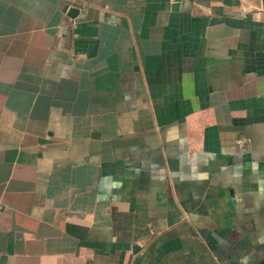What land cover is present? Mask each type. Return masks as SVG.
Here are the masks:
<instances>
[{
    "label": "crops",
    "instance_id": "crops-1",
    "mask_svg": "<svg viewBox=\"0 0 264 264\" xmlns=\"http://www.w3.org/2000/svg\"><path fill=\"white\" fill-rule=\"evenodd\" d=\"M0 264H264V0H0Z\"/></svg>",
    "mask_w": 264,
    "mask_h": 264
}]
</instances>
